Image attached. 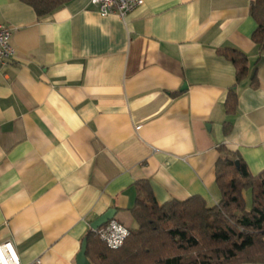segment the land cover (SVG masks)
<instances>
[{
	"label": "crops",
	"instance_id": "1",
	"mask_svg": "<svg viewBox=\"0 0 264 264\" xmlns=\"http://www.w3.org/2000/svg\"><path fill=\"white\" fill-rule=\"evenodd\" d=\"M251 1L142 0L122 18L72 0L39 18L0 0L17 52L0 67V241H12L21 264H77L109 209L133 229L139 180L161 204L199 195L216 205L221 146L252 174L264 170ZM223 48L248 56L241 83Z\"/></svg>",
	"mask_w": 264,
	"mask_h": 264
},
{
	"label": "trees",
	"instance_id": "2",
	"mask_svg": "<svg viewBox=\"0 0 264 264\" xmlns=\"http://www.w3.org/2000/svg\"><path fill=\"white\" fill-rule=\"evenodd\" d=\"M39 18L51 15L72 0H20ZM250 14L257 22L252 40L259 46L256 65L264 60V0H252ZM223 56L236 67L237 83L249 73L248 56L236 48H223ZM253 83L257 85L256 72ZM236 87L226 99L232 113ZM229 131L227 124L225 132ZM216 165L220 200L210 206L199 195L159 203L148 180L137 181V201L131 209L137 223L123 245L110 248L99 232L87 234V257L92 264H264V170L250 172L237 152L224 149ZM239 161V167L237 162ZM250 193V203L245 193Z\"/></svg>",
	"mask_w": 264,
	"mask_h": 264
},
{
	"label": "built area",
	"instance_id": "3",
	"mask_svg": "<svg viewBox=\"0 0 264 264\" xmlns=\"http://www.w3.org/2000/svg\"><path fill=\"white\" fill-rule=\"evenodd\" d=\"M91 3L101 15L116 14L125 18L142 3V0H91ZM11 38L12 27L0 22V67L9 65L17 54ZM93 232H99L101 239L112 249L122 246L130 234L129 228L116 219L110 220ZM0 264H21L19 255L10 240L0 241ZM32 264H39V261Z\"/></svg>",
	"mask_w": 264,
	"mask_h": 264
},
{
	"label": "water",
	"instance_id": "4",
	"mask_svg": "<svg viewBox=\"0 0 264 264\" xmlns=\"http://www.w3.org/2000/svg\"><path fill=\"white\" fill-rule=\"evenodd\" d=\"M187 87V84L184 85ZM237 165L239 167V161L237 162ZM116 210L115 209H109L107 212L99 216L97 219H95L91 223V231H95L108 223L110 220H112L115 217ZM87 246H88V239L87 237L84 238L82 242L81 249L77 256V264H92L90 260L87 257Z\"/></svg>",
	"mask_w": 264,
	"mask_h": 264
},
{
	"label": "rangeland",
	"instance_id": "5",
	"mask_svg": "<svg viewBox=\"0 0 264 264\" xmlns=\"http://www.w3.org/2000/svg\"><path fill=\"white\" fill-rule=\"evenodd\" d=\"M245 197L247 199V201L250 203V193L248 194V192L245 193ZM137 228V223L135 224V226L133 227V229Z\"/></svg>",
	"mask_w": 264,
	"mask_h": 264
}]
</instances>
